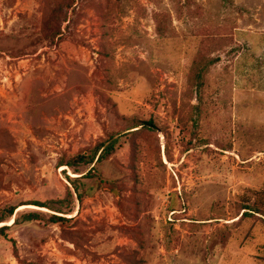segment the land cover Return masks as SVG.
<instances>
[{
  "label": "rangeland",
  "instance_id": "rangeland-1",
  "mask_svg": "<svg viewBox=\"0 0 264 264\" xmlns=\"http://www.w3.org/2000/svg\"><path fill=\"white\" fill-rule=\"evenodd\" d=\"M261 191L264 0H0V264H264Z\"/></svg>",
  "mask_w": 264,
  "mask_h": 264
},
{
  "label": "trees",
  "instance_id": "trees-1",
  "mask_svg": "<svg viewBox=\"0 0 264 264\" xmlns=\"http://www.w3.org/2000/svg\"><path fill=\"white\" fill-rule=\"evenodd\" d=\"M223 1H228V0H223ZM201 73L198 75V78H201ZM202 86H203V82L200 79L197 80V84H196L197 89L200 90ZM135 127L137 126H130L127 129H134ZM115 145H116V140L110 142V144L106 146L102 150L101 154L99 155L97 152L100 147H96L92 151H89L83 154H78L72 159V161H66V162L60 161L59 166L60 167L62 166L76 167L79 164H92L95 162L96 157H98L97 161L105 160L113 153L115 149ZM67 178H68V181L71 183V185L76 187L75 182L78 181V179H80L81 177L72 178V177L67 176ZM35 203L36 204H33V205L38 206V207H47V208L51 207L47 203H39V202H35ZM242 209L245 210L242 214V217H245L248 215H258V214H261L264 216V191H261L259 192V194H257V201L253 205H246ZM15 210H16V207L8 209L6 214L0 217V224L4 222L5 220L10 219L14 215ZM55 211L57 212V214H52L48 220L53 223H59L64 219L62 218V216H59V214H62L63 212L62 210H55ZM22 218L24 221H36V220L43 219L44 216L41 212H30V213L24 214ZM17 221L18 220L16 219L14 223H17ZM8 228L9 226L7 225L1 226L0 236L7 237L6 230H8Z\"/></svg>",
  "mask_w": 264,
  "mask_h": 264
},
{
  "label": "bare ground",
  "instance_id": "bare-ground-1",
  "mask_svg": "<svg viewBox=\"0 0 264 264\" xmlns=\"http://www.w3.org/2000/svg\"><path fill=\"white\" fill-rule=\"evenodd\" d=\"M13 221H11L10 223L12 224Z\"/></svg>",
  "mask_w": 264,
  "mask_h": 264
}]
</instances>
